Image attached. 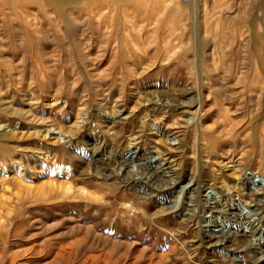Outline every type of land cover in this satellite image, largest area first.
Listing matches in <instances>:
<instances>
[{
  "label": "rangeland",
  "instance_id": "rangeland-1",
  "mask_svg": "<svg viewBox=\"0 0 264 264\" xmlns=\"http://www.w3.org/2000/svg\"><path fill=\"white\" fill-rule=\"evenodd\" d=\"M257 177L264 0H0V264H264Z\"/></svg>",
  "mask_w": 264,
  "mask_h": 264
},
{
  "label": "bare ground",
  "instance_id": "bare-ground-1",
  "mask_svg": "<svg viewBox=\"0 0 264 264\" xmlns=\"http://www.w3.org/2000/svg\"><path fill=\"white\" fill-rule=\"evenodd\" d=\"M197 14H198V12H197ZM195 15H196V14H195ZM195 19H197V17H195ZM198 19H199V18H198ZM198 22H199V21H198ZM195 24H196V23H195ZM196 26H197V24H196ZM189 90H190V89H189ZM193 103L195 104V101L188 102L187 105H192ZM194 104H193V105H194ZM197 105H200V104H197ZM12 126H13V125H12ZM16 126H17V125H16ZM42 130H43V129H42ZM10 131H11V130H10ZM7 132H8V131H7ZM7 132H5V134H6ZM15 132H16V131H15ZM8 133L11 134V132H8ZM37 133H38V135H40V133H41L42 135H43V133H45V134L43 135L44 137H46L48 134H49V135H51V134L54 135L53 139H56V143H63V144L66 143V144H67V142H68L67 140H63V139H65L66 136H65V137H62V136H61V135H62L61 132H59V133H54V132L51 131V129H46L45 131L43 130L42 132H41V130L38 129V130H36V131H33L32 135H35V134L37 135ZM13 134H15V133H12V135H13ZM96 151H97V150H96ZM131 151H132V150H131ZM93 152H94V151H93ZM129 152H130V151L125 152L126 154H125L124 156L126 157L127 154H128ZM132 152H133V153H132V157L130 158V160L133 162V161H135V160L137 159V156H138L137 148H134ZM99 160H100V159H99ZM97 174H100V172H97ZM191 177H192V176H191ZM191 177L189 178V183H188V184H190V183L192 182V180H193V177H192V178H191ZM259 180H260L259 177H257L256 180H255V179L251 180V182L255 185V187H257V188H256V191H257V192H260L261 190H264V189H263V186H264V185H263L262 182H260ZM188 184H187V185H188ZM42 186H43L42 190H44L46 186H51V183H49L48 185H42ZM65 189H66L67 191H69V190H71V187L68 186V187H66ZM181 189H182V191H184V190H185V186H182ZM185 192H186V191H185ZM257 192H256V193H257ZM254 193H255V192H253V194H254ZM247 194H248V193H247ZM243 197H244V198H247V197H250V195H249V196H247V195H243ZM9 214H12V212L10 211Z\"/></svg>",
  "mask_w": 264,
  "mask_h": 264
},
{
  "label": "built area",
  "instance_id": "built-area-1",
  "mask_svg": "<svg viewBox=\"0 0 264 264\" xmlns=\"http://www.w3.org/2000/svg\"><path fill=\"white\" fill-rule=\"evenodd\" d=\"M183 3H192L194 0H181Z\"/></svg>",
  "mask_w": 264,
  "mask_h": 264
}]
</instances>
